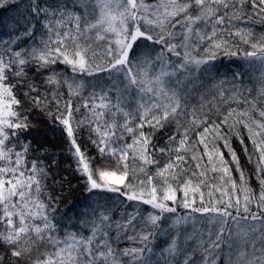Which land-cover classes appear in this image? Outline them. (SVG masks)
Instances as JSON below:
<instances>
[{
	"label": "snow or ice",
	"instance_id": "6c2138e0",
	"mask_svg": "<svg viewBox=\"0 0 264 264\" xmlns=\"http://www.w3.org/2000/svg\"><path fill=\"white\" fill-rule=\"evenodd\" d=\"M0 264H264V0H0Z\"/></svg>",
	"mask_w": 264,
	"mask_h": 264
},
{
	"label": "trees",
	"instance_id": "16d2710c",
	"mask_svg": "<svg viewBox=\"0 0 264 264\" xmlns=\"http://www.w3.org/2000/svg\"><path fill=\"white\" fill-rule=\"evenodd\" d=\"M253 28L256 30L257 35H259L261 33V31H262V26L259 23H254L253 24ZM236 39H238V38H236ZM97 52H98V54L100 56H102L103 49L98 48L97 49ZM240 63L241 62L239 60H236L235 58H233L232 61H229L227 58H223V63L220 64L219 66H220L221 72H227L228 75H229V77H230L231 76V72L237 70V66L240 65ZM240 70H243V68H241ZM249 87H251V85H249ZM245 94L247 95V92H245ZM221 147H223L222 143H221ZM233 147H235L238 150V153L241 156H243L242 149H240V146H239L238 142L237 143H234L233 144ZM249 147H251V145H249ZM224 151H225V154L227 155V150L225 149ZM243 163L244 164H247L246 158L244 159ZM63 166L66 167V165H63ZM247 171H248V169L246 167L245 168V173L246 174H247ZM211 178H212V173L209 172L208 179L211 180ZM236 178L238 179V175H237ZM251 184L253 185V187H256L258 189V185L256 184L255 177H253L251 179ZM207 191H208V189L206 188L205 189L206 198H207ZM217 195H219V194L217 193ZM80 198H81V193L77 192L72 197V200L70 201V203H72V202H74V203H80ZM191 227H192V225H191V223H189V225H188L189 230H191ZM196 227L199 228L200 225L197 224ZM232 229H233V232H236L235 225L232 226ZM233 243H234L233 252L235 253L236 251H238L242 247L241 239L239 237H234L233 238ZM225 252L227 253V249H225Z\"/></svg>",
	"mask_w": 264,
	"mask_h": 264
}]
</instances>
